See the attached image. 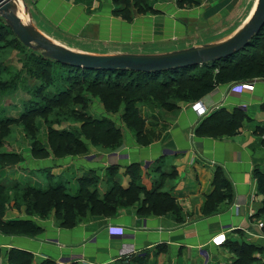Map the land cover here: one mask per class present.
Instances as JSON below:
<instances>
[{
  "label": "crops",
  "instance_id": "0c3cea01",
  "mask_svg": "<svg viewBox=\"0 0 264 264\" xmlns=\"http://www.w3.org/2000/svg\"><path fill=\"white\" fill-rule=\"evenodd\" d=\"M147 1L148 12L134 8L127 20L115 0H39L29 5L30 18L38 32L73 52L153 55L189 48L194 33L214 37L237 24L228 39L256 4ZM243 82L252 83L253 89L242 88ZM197 102L206 109L203 115L194 107ZM171 108L148 116V110L142 111L147 129L133 135L124 128L122 144L114 151L82 138L86 151L55 157L48 127L41 122L36 141L43 153L34 155L24 130L17 128L0 154L20 160L0 167V184L37 189L60 185L75 195L83 177L94 173L100 201L113 185L121 195L138 186L140 198L127 204L125 196L113 210L87 211L79 223L65 226L54 210L46 216L28 213L8 186L2 220L31 221L35 228L0 231V264H14L13 258L23 264L26 257L28 264H139L138 258L144 264H232V244L264 248V219L259 216L264 196L257 179H264V74L216 83L197 100L172 102ZM63 124L52 129H68L70 123ZM146 194L161 195L160 210H147ZM227 225L232 229L224 232V244H212L211 238Z\"/></svg>",
  "mask_w": 264,
  "mask_h": 264
},
{
  "label": "trees",
  "instance_id": "16d2710c",
  "mask_svg": "<svg viewBox=\"0 0 264 264\" xmlns=\"http://www.w3.org/2000/svg\"><path fill=\"white\" fill-rule=\"evenodd\" d=\"M124 1L126 4L130 3V0ZM143 1L148 6L147 10L149 11L148 1ZM139 10L140 13L145 12ZM122 11L120 9L118 13L120 14ZM125 18L130 20L131 16H125ZM1 19L0 17V24L3 20ZM50 61L57 63L53 60ZM67 68L74 73L69 76L70 78L67 77L72 85L62 91L45 96L44 100L48 104L47 106L39 110L34 107L17 118L4 117L0 119V148L3 145L5 136L11 131V125H20L26 135L32 136L33 131L36 135L38 130L35 123L42 120L48 126L50 150L55 157L75 156L86 151L87 147L83 143L82 137L90 140V143L114 151L121 146L124 137L122 120L119 122L118 118L113 116L120 109L130 111L129 115L126 116L127 113L123 115L125 120L128 121L126 129L133 131L135 135H140L144 131L145 119L140 108H135L132 103H140L143 108L168 110L171 108L172 102L197 100L216 83L226 82L227 80H246L264 74V26L257 36L252 39L249 46L239 53L224 60L199 66L150 73L127 70H89L71 66ZM196 70L199 77L190 74L191 71ZM214 70L217 71L215 76H213ZM126 76L130 78L123 81ZM75 89H81L84 93H73ZM96 98L99 99L98 101L102 104L107 115L100 113L101 117H96L86 111H77L75 108L79 106L83 109H90ZM76 115L86 117L85 121L81 120L82 124L80 126L75 127L70 124L68 129L55 131L49 124L59 118H66L72 122V117L74 118ZM56 124L59 125L60 123L58 124L56 121ZM139 125H141V128L138 127ZM38 145L35 139L32 154L43 153L42 148L37 147ZM19 160V156L14 154H0V161L2 162H11L14 165ZM6 163H4V166L10 165ZM89 178L88 174L83 177L80 181V188L75 195L69 194L60 185L51 186L47 189H37L29 185L11 184L13 185L16 201L24 203L28 213H38L40 216H46L54 210L60 224L65 226L79 223L80 218L87 211L96 214L113 210L116 208V204L123 202L125 196L129 199L126 202L127 204L135 203L140 198L138 186L121 195L123 193L119 187L113 185L104 200L100 201L97 191L94 188L91 190L87 184L91 182L94 187L96 181L94 182L92 179L90 181ZM257 179L258 191L264 196V179L261 176H258ZM6 188L8 186L0 184V231L3 233L33 231L35 225L31 221L4 222L2 220L5 209L4 204L7 200ZM9 188L11 187L9 186ZM145 201L149 203L147 210L158 211L161 209L164 200L161 195L146 194ZM259 216L264 219V199ZM232 247L236 252V258L232 264H253L259 259L252 253L264 252V248L246 243L241 245L232 244ZM13 260L14 264H19L18 258H13ZM25 262L23 264L29 263V257H26ZM137 262L144 264L142 258H138Z\"/></svg>",
  "mask_w": 264,
  "mask_h": 264
},
{
  "label": "rangeland",
  "instance_id": "374dc122",
  "mask_svg": "<svg viewBox=\"0 0 264 264\" xmlns=\"http://www.w3.org/2000/svg\"><path fill=\"white\" fill-rule=\"evenodd\" d=\"M29 1L30 0H20L19 7L17 5L15 12L24 24H28L32 26L33 29H35L38 32L36 27L32 24L30 18L32 15V10H30L29 5L35 2H31V1L29 2ZM115 1L118 2L117 4H119L118 5L119 9L123 10L121 15L124 18L125 16H132L133 14L132 10L134 8L137 12L139 9L145 12L148 11L147 10L148 6L145 4L143 0H130L129 4H126L124 0H115ZM254 1L255 0H250L251 4ZM134 3H135V7H134ZM24 5H26L27 7L26 15L23 13ZM145 12H141V13H145ZM237 27H238L237 24L232 25V28H230V30L228 31L226 30L222 33H219L214 37L212 36L205 38V36H199V32L197 34L194 33L191 39L192 41L187 43V45H191L189 47H192L195 45L202 46L205 44L218 43L226 39L227 35H231L232 33H234ZM67 67L68 66L61 65L59 63H53L50 60H47L45 57L42 56L41 50H36L33 47L32 48L25 47L16 38V36L13 35L11 28L6 24V22L2 20V23L0 24V119L4 117L17 118L23 113L33 109L34 107L39 110L40 108H44L45 106H47L48 104L44 100L45 96L52 95L54 93H57L58 91H62L66 88H69L72 85L71 81L67 80V77L72 76L74 73L70 71ZM196 72L197 70L191 71L190 74L192 75L195 74V76H198V73ZM216 73L217 71L214 70L213 76H215ZM129 78L130 77L126 76L123 78V81H125L126 79L128 80ZM73 93H84V91L81 89H75ZM94 100L95 103L93 104V106H91L92 108L90 109H83L79 106H76L75 108L77 109V111L80 112L86 111L88 114L95 115L96 117H101L100 113L106 114L104 108L102 107V104H100V102L98 101L99 99L96 98ZM132 105L137 109L140 108L141 113L142 111H144V114L145 111L148 110L146 111L145 116H148L147 114H151L153 112L158 113V111L163 110V109H151L150 107L143 108L142 105H140V103H134V104L132 103ZM125 113H127L126 114L127 116L129 115L130 111H128L127 109H120L119 112L113 115L116 118H118L119 122H121L122 120L123 129L126 128L128 122L127 120H125V117H123ZM154 118L157 120L156 115L154 116ZM85 119L86 117L84 118L76 115L74 116V118L72 117V122L67 120L66 118L63 119L59 118L56 121L58 122V124L64 123L63 125H66V123L69 122L70 124L76 127V126H80L82 124L81 120L85 121ZM56 121H52L49 124H51V126H55L57 125ZM41 122L45 124L42 120H39L35 124L37 125L40 124L41 126L42 125ZM149 123L152 124V121H150ZM45 126H47V124ZM138 127L141 128V125H139ZM17 128H21L20 125H11V131L5 136V140L10 138L14 139L12 134ZM145 129L147 128H145L144 125V130ZM127 130L131 131L129 129ZM34 132L35 131H33L32 136L25 135V138L27 140V145L31 147L33 146V142L38 136L37 134L35 135ZM131 132L134 135V132L133 131ZM145 137H146L145 135L142 136L143 140L145 139ZM87 141L90 142V140ZM89 144L93 145L94 143H89ZM97 145L98 144H94V146ZM39 146L40 145H38L37 147ZM3 162L6 163V161ZM3 162L0 161V167L4 166ZM6 164H10L12 166L11 162ZM10 165H6V166H10ZM88 177H90L89 178L90 181L92 179L94 182L96 181V179H98L94 175V173H90V174L88 173ZM87 184L92 190L93 185L91 184L93 183L88 182ZM8 186L11 187L9 189L11 190L12 193H14L13 198L15 199V192L13 191L14 190L13 185L10 183ZM47 186L48 184H46L45 187ZM230 251L231 253H233V255L236 258V252H234L233 247L230 248ZM252 254H254V256L257 257L259 260L261 261L264 260V252H254ZM257 262L258 261L254 262L253 264H257Z\"/></svg>",
  "mask_w": 264,
  "mask_h": 264
},
{
  "label": "water",
  "instance_id": "95a60500",
  "mask_svg": "<svg viewBox=\"0 0 264 264\" xmlns=\"http://www.w3.org/2000/svg\"><path fill=\"white\" fill-rule=\"evenodd\" d=\"M16 7L15 0H0V17L25 47L41 50L43 57L61 65L89 70H127L150 73L194 67L224 60L249 46L252 39L264 26V0H256L254 10L243 27L232 37L219 43L192 46L153 55H90L73 52L59 46L37 32L32 26L24 24L15 12ZM24 12L27 14L26 5H24Z\"/></svg>",
  "mask_w": 264,
  "mask_h": 264
},
{
  "label": "built area",
  "instance_id": "2783aa9c",
  "mask_svg": "<svg viewBox=\"0 0 264 264\" xmlns=\"http://www.w3.org/2000/svg\"><path fill=\"white\" fill-rule=\"evenodd\" d=\"M31 2H38L39 0H30ZM242 88L247 89V90H252L253 89V85L250 82H243L239 84ZM194 107L197 111V113L199 115H203L206 111L205 107L202 106V104L200 102H197L194 104ZM239 110L241 111H245V109L243 110L242 107H239ZM264 224H261L260 226H262ZM231 228V226L227 225V226H223L222 227V232L218 233L217 235H215L213 238H211V243L214 244L215 246H221L224 244L226 237L224 232L229 231Z\"/></svg>",
  "mask_w": 264,
  "mask_h": 264
},
{
  "label": "bare ground",
  "instance_id": "6f19581e",
  "mask_svg": "<svg viewBox=\"0 0 264 264\" xmlns=\"http://www.w3.org/2000/svg\"><path fill=\"white\" fill-rule=\"evenodd\" d=\"M15 1H16V3H17L18 7H19L20 0H15ZM23 13L26 15V13L24 12V6H23Z\"/></svg>",
  "mask_w": 264,
  "mask_h": 264
}]
</instances>
